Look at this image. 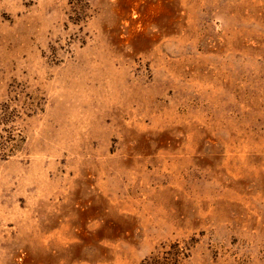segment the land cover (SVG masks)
I'll return each instance as SVG.
<instances>
[{
    "label": "rangeland",
    "instance_id": "374dc122",
    "mask_svg": "<svg viewBox=\"0 0 264 264\" xmlns=\"http://www.w3.org/2000/svg\"><path fill=\"white\" fill-rule=\"evenodd\" d=\"M0 264H264V0H0Z\"/></svg>",
    "mask_w": 264,
    "mask_h": 264
},
{
    "label": "trees",
    "instance_id": "16d2710c",
    "mask_svg": "<svg viewBox=\"0 0 264 264\" xmlns=\"http://www.w3.org/2000/svg\"><path fill=\"white\" fill-rule=\"evenodd\" d=\"M14 118V111L7 104H0V158L8 157L15 147L16 135L14 127H11ZM181 254L180 245L172 244L161 256L154 255L144 264H179Z\"/></svg>",
    "mask_w": 264,
    "mask_h": 264
}]
</instances>
